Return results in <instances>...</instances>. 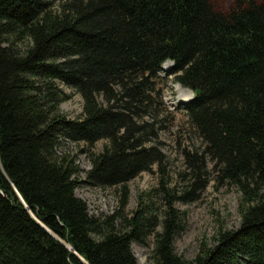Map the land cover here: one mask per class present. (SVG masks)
<instances>
[{"label":"trees","instance_id":"1","mask_svg":"<svg viewBox=\"0 0 264 264\" xmlns=\"http://www.w3.org/2000/svg\"><path fill=\"white\" fill-rule=\"evenodd\" d=\"M166 60L193 92L179 106L201 141L181 148L174 184L155 143L175 118ZM63 86L82 99L78 117L60 109ZM99 140L85 180L120 199L92 215L64 144ZM153 166L156 186L126 213L129 181ZM211 180L237 189L240 223L187 259L175 204ZM133 242L152 244V264H264V0L227 12L210 0H0V264H137Z\"/></svg>","mask_w":264,"mask_h":264},{"label":"rangeland","instance_id":"2","mask_svg":"<svg viewBox=\"0 0 264 264\" xmlns=\"http://www.w3.org/2000/svg\"><path fill=\"white\" fill-rule=\"evenodd\" d=\"M216 10L227 12L237 0H210ZM170 63L161 65L159 71L162 89V103L166 109L175 114L174 121L169 128L159 129L157 132L156 145L166 155V166L171 176V184L178 181L180 172L186 168L184 158L180 150L184 146H201V141L194 133L187 117L180 108V95L189 92V89L181 87L173 81V76L167 70ZM62 86V85H61ZM68 93L73 91L63 86ZM184 89V90H183ZM188 90V91H187ZM191 93V92H189ZM192 97V93L190 94ZM82 99L77 93L60 104V109L68 117L74 118L81 114ZM180 141V145L178 144ZM104 140L97 141L93 146L87 144L73 143L66 141L64 147L71 152L77 164L75 179L77 186L75 194L81 198L92 215L111 214L118 208L120 194L114 187L105 189L90 186L85 180V173L90 168L88 154L90 151L101 150ZM158 181L157 167L153 166L151 171L141 172L138 176L129 181L128 203L124 209L129 213L136 206L137 195L141 191H147L156 186ZM194 200L187 203L177 202L175 206L184 211V229L174 238V249L177 254L187 259L193 258L202 244L212 246L219 230L234 229L239 226V192L237 189L226 183H217L211 180L210 183L199 191ZM151 241V238H150ZM152 244L140 245L131 244V250L137 264H152L149 254Z\"/></svg>","mask_w":264,"mask_h":264},{"label":"bare ground","instance_id":"3","mask_svg":"<svg viewBox=\"0 0 264 264\" xmlns=\"http://www.w3.org/2000/svg\"><path fill=\"white\" fill-rule=\"evenodd\" d=\"M164 63H166V61L164 62ZM168 63H170V62H168ZM184 90V89H183ZM188 91V90H187ZM189 92H191V91H189ZM189 92H187L186 94H183V95H180V100L181 101H184V102H186V101H188V100H190L191 99V93H189Z\"/></svg>","mask_w":264,"mask_h":264},{"label":"water","instance_id":"4","mask_svg":"<svg viewBox=\"0 0 264 264\" xmlns=\"http://www.w3.org/2000/svg\"><path fill=\"white\" fill-rule=\"evenodd\" d=\"M196 92H198V90L196 91ZM71 249V248H70ZM72 250V249H71Z\"/></svg>","mask_w":264,"mask_h":264}]
</instances>
